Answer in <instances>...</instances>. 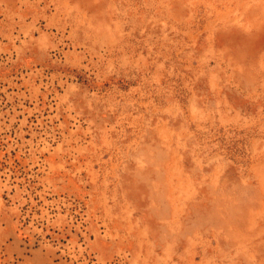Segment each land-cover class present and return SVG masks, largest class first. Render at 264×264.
Masks as SVG:
<instances>
[{"label": "rangeland", "instance_id": "374dc122", "mask_svg": "<svg viewBox=\"0 0 264 264\" xmlns=\"http://www.w3.org/2000/svg\"><path fill=\"white\" fill-rule=\"evenodd\" d=\"M0 264H264V0H0Z\"/></svg>", "mask_w": 264, "mask_h": 264}]
</instances>
